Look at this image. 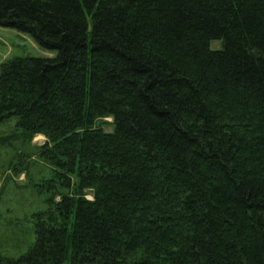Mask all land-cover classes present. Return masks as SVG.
I'll list each match as a JSON object with an SVG mask.
<instances>
[{"label":"trees","instance_id":"trees-1","mask_svg":"<svg viewBox=\"0 0 264 264\" xmlns=\"http://www.w3.org/2000/svg\"><path fill=\"white\" fill-rule=\"evenodd\" d=\"M0 27L56 52L0 64V143L43 136L71 189L0 264H264V0H0Z\"/></svg>","mask_w":264,"mask_h":264},{"label":"rangeland","instance_id":"rangeland-1","mask_svg":"<svg viewBox=\"0 0 264 264\" xmlns=\"http://www.w3.org/2000/svg\"><path fill=\"white\" fill-rule=\"evenodd\" d=\"M211 49H219L220 43L212 41ZM56 52L39 47L29 36L16 30L0 27V64L13 57H54ZM110 122L111 119H106ZM16 119L0 124V138H8L16 132ZM110 132L111 126L104 127ZM45 138L36 135L31 142L21 139L0 143V255L18 257L25 254L35 241L32 215L47 208L46 199L51 192L71 193L57 183L48 192L44 185L52 179L51 167L38 157L37 148ZM88 200L90 191H84ZM59 197L57 196L56 200Z\"/></svg>","mask_w":264,"mask_h":264}]
</instances>
